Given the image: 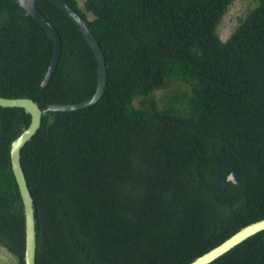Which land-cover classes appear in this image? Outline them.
I'll use <instances>...</instances> for the list:
<instances>
[{
  "label": "trees",
  "instance_id": "1",
  "mask_svg": "<svg viewBox=\"0 0 264 264\" xmlns=\"http://www.w3.org/2000/svg\"><path fill=\"white\" fill-rule=\"evenodd\" d=\"M64 1L101 47L107 84L88 108L43 115L21 149L36 264H189L263 220L264 0L226 40L217 28L235 0ZM37 8L61 37L57 68L42 87L54 39L0 0V96L42 109L93 97L98 63L81 29L50 0ZM30 122L0 107V244L17 264L26 228L10 145ZM230 156L243 185L223 189L214 173L227 178ZM211 264H264V231Z\"/></svg>",
  "mask_w": 264,
  "mask_h": 264
},
{
  "label": "water",
  "instance_id": "2",
  "mask_svg": "<svg viewBox=\"0 0 264 264\" xmlns=\"http://www.w3.org/2000/svg\"><path fill=\"white\" fill-rule=\"evenodd\" d=\"M38 0H15L28 15L32 16L36 21H38L43 27H45L51 37L54 39V52L52 56L51 63L47 70V73L42 80L41 86L46 87L53 73L55 72L62 50V41L57 29L41 14L37 8ZM54 5L60 8L69 18H71L81 29L86 41L92 48L98 63V82L96 92L93 97L79 103L70 104H49L46 108L42 109L39 104L31 98L27 97H17V98H4L0 96V107L2 108H22L25 113L31 116V122L28 127L21 125L20 133L15 137L10 145V158L12 164V170L14 172L19 192L22 198L23 210L25 215V228H26V248L24 255V264H36V250H37V230L36 224L37 220L35 217L34 201L31 196L30 190L28 188L27 180L21 165V149L24 145L29 142L32 137L37 133L41 127V120L43 115L48 112L55 111H73L80 110L94 105L100 100L105 92V87L107 84V70L105 64V57L101 47L99 46L94 34L88 27L86 21L75 11L73 8L69 7L64 0H50ZM4 29V28H2ZM19 118H17L15 123H18ZM225 149H223L224 151ZM233 164H231L230 174L227 176L226 180L219 177V173L215 172L217 185H220L223 189L226 187L227 182H231L237 187L243 185L241 174L236 163V159L230 156ZM223 165L229 164L225 159L220 162ZM264 231V219L251 223L233 236L225 240L222 244L216 246L207 253L193 259L189 264H211L216 259L220 258L231 249L241 244L251 236Z\"/></svg>",
  "mask_w": 264,
  "mask_h": 264
},
{
  "label": "rangeland",
  "instance_id": "3",
  "mask_svg": "<svg viewBox=\"0 0 264 264\" xmlns=\"http://www.w3.org/2000/svg\"><path fill=\"white\" fill-rule=\"evenodd\" d=\"M79 8L83 9L84 0H77ZM255 0H235L231 5L222 22L217 28L221 39L226 40L254 8ZM161 92H158L160 94ZM0 264H17L16 258L0 244Z\"/></svg>",
  "mask_w": 264,
  "mask_h": 264
},
{
  "label": "flooded vegetation",
  "instance_id": "4",
  "mask_svg": "<svg viewBox=\"0 0 264 264\" xmlns=\"http://www.w3.org/2000/svg\"><path fill=\"white\" fill-rule=\"evenodd\" d=\"M225 159H223V160H219L218 162L220 163L221 161H224ZM221 164V163H220ZM221 165H223V164H221ZM226 165V164H225ZM219 173V172H218ZM230 174V173H229ZM215 175V174H214ZM220 175V174H219ZM224 180V179H223ZM226 180V179H225ZM227 185H228V182H227ZM227 185H226V187H227ZM225 187V188H226Z\"/></svg>",
  "mask_w": 264,
  "mask_h": 264
}]
</instances>
